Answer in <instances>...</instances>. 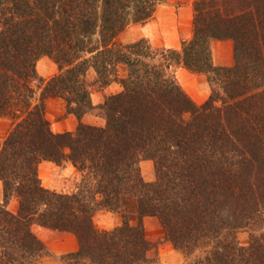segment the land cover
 <instances>
[{"label":"trees","instance_id":"16d2710c","mask_svg":"<svg viewBox=\"0 0 264 264\" xmlns=\"http://www.w3.org/2000/svg\"><path fill=\"white\" fill-rule=\"evenodd\" d=\"M162 1L0 0V116L17 119L0 145V264L50 254L35 225L76 236L79 249L62 264H161L144 226L150 217L184 264H264V0H196L181 52L119 41ZM214 40L233 42V66L214 65ZM43 57L59 69L49 80L37 69ZM175 65L208 76L205 103L183 89ZM114 83L122 90L94 104L93 90ZM51 98L78 118L75 131L53 132ZM90 113L105 124L83 122ZM144 160L154 162L152 183ZM44 161L74 165L77 190L46 188ZM101 210L120 213L122 225L98 228ZM243 229L248 246L238 242Z\"/></svg>","mask_w":264,"mask_h":264},{"label":"rangeland","instance_id":"374dc122","mask_svg":"<svg viewBox=\"0 0 264 264\" xmlns=\"http://www.w3.org/2000/svg\"><path fill=\"white\" fill-rule=\"evenodd\" d=\"M195 1L196 0H189V1L187 0L185 2L176 3L173 0H163L158 7V12L164 13L166 15H168L169 12L173 10L177 11L178 13L180 11L186 13L187 9H189L190 7L194 13V2ZM144 27L145 25L131 24L125 30V32L121 34V36L119 37V41L124 44H129V43H134V42L139 41L140 39L145 38L150 42L151 46L156 51L176 50V51L181 52L183 43L191 40L193 37V35L190 36L191 34L189 33V30L186 27H184L182 30L180 29V33L182 35H180L179 30H177L176 32L174 31L176 37L177 35L180 37V44L178 48H173V47L167 48L163 44H153L150 38L143 37ZM193 28L191 29L192 33H193ZM214 41H221V40H214ZM214 41H212V43ZM225 41H228V40H225ZM212 43H211V51H212V58H213L214 65L217 67L233 66L234 65V44L224 43L220 47L215 48V46L213 47ZM229 59L231 62L230 64L228 63ZM54 63L55 62L49 57H43L41 60H39L37 64V69H38L40 76L43 79L49 80L50 78H52L53 76L59 73V71L57 72V69L52 71L51 65ZM219 64H224V65H219ZM172 70L176 78L178 79L179 83L183 87V89L190 95L193 101H195L199 105H202L209 99L212 89L209 83L208 76L206 74L194 73L186 69L183 65H175ZM125 74H126V70L124 69L122 70V75H125ZM193 74L194 75L196 74L197 76H194ZM121 90H122V87L117 83L112 84L110 87H108L103 92H100L94 89L93 94H92L93 102L94 104L98 105L103 102L105 96L118 93ZM40 96H41V91L39 90L36 96L37 100H39ZM46 116L51 124V128L53 132L55 133L75 131L79 125L78 118L75 115L69 114L67 112L66 102L62 100L61 98H51L46 101ZM70 117H71V120L69 119ZM89 118H91V120H89ZM16 121L17 119L14 120L12 117H9V116H0V145L3 144V142L9 135V132L11 131L13 127V124ZM83 122L87 124H91V125H97V126H101L105 124V121L102 117L91 114V113L84 116ZM69 123L71 124L69 125ZM63 124L64 125L67 124L71 126L72 130L70 131L65 130L66 127L64 128V126H62ZM69 164L71 163L64 164L61 167L62 168L67 167ZM39 169H40V165H39ZM141 169H142L143 178L146 182L152 183L155 181L156 179L155 166L152 160L142 161ZM55 171L59 173V176H58L59 179L57 182V185L59 186L57 189L59 191L57 190H53V191H56L58 193H63V194L74 193L77 190L79 182L81 181V174L79 173V171L77 170V174L73 178L69 177V175L66 176L65 174H63V170L61 168L56 169ZM49 173H51V170H49ZM39 176H40V171H39ZM42 184H43V180H42ZM0 203H3V186L1 182H0ZM18 206H19L18 199L15 197H12L8 204V207L13 212H17ZM114 218H119L120 220L119 224L122 225L123 217L120 213H112L106 210L97 211L95 213V224L100 229L113 230L116 227L120 226V225L118 226L115 225L117 221L116 219L114 220ZM144 226H145L148 239L156 246L158 259L161 264H184L185 263L186 260L184 258V255L181 252L177 251L170 242L165 241L164 231L157 219L152 218V217L146 218L144 220ZM40 227L41 226H37V225L34 226L33 229L36 234H37V231L40 229ZM250 241H251V231L246 230V229L239 231L238 242L241 246H248ZM43 242L45 243V241ZM48 249L50 251L49 246H48ZM50 254H51V251H50Z\"/></svg>","mask_w":264,"mask_h":264},{"label":"crops","instance_id":"0c3cea01","mask_svg":"<svg viewBox=\"0 0 264 264\" xmlns=\"http://www.w3.org/2000/svg\"><path fill=\"white\" fill-rule=\"evenodd\" d=\"M176 3L177 2H185L187 0H173ZM189 1V0H188ZM193 21H194V13L193 10L189 7L187 9L186 13L180 11L179 13L175 10L169 12L168 15L164 13H159L157 9V13L155 14L154 18L149 21L148 23L144 24V33L143 37L150 38L151 42L153 44H163L167 48H178L180 44V37L175 35V32L180 29L182 30L184 27H186L189 30L190 36L193 35L192 28H193ZM175 31V32H174ZM180 35H182L180 33ZM233 44L232 41H214L213 47L215 48L220 47L222 44ZM228 63L230 64V59L228 60ZM224 65V64H219ZM52 71L57 69V72L59 71L56 64L51 65ZM194 75V74H193ZM194 76H197L196 74ZM71 120V117L69 118ZM91 120V118H89ZM72 122V121H71ZM73 123V122H72ZM71 123H69L70 125ZM67 124H63L65 130H72L71 126ZM74 125V124H73ZM70 127V128H69ZM62 169L63 174L66 176L69 175V177L73 178L77 174V169L74 165L69 164L67 167L62 168L61 166H58L57 164L51 162V161H44L40 164V177L43 180V185L50 189V190H57L59 187L57 185L58 179H59V173H57L56 169ZM49 170H51V173H49ZM57 185V186H56ZM111 218V216H110ZM116 219L117 223L115 225L119 224V218ZM38 236L40 239L45 241V243L49 246L51 254L49 256H46L42 258L39 261V264H62L60 261V258L62 255L75 252L79 249V243L77 238L73 234L68 233H60L56 231H52L47 228L40 227V229L37 231ZM179 257V256H178Z\"/></svg>","mask_w":264,"mask_h":264}]
</instances>
